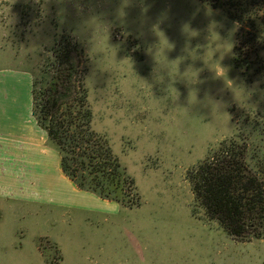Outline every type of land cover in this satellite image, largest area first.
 Instances as JSON below:
<instances>
[{"label":"rangeland","instance_id":"1","mask_svg":"<svg viewBox=\"0 0 264 264\" xmlns=\"http://www.w3.org/2000/svg\"><path fill=\"white\" fill-rule=\"evenodd\" d=\"M238 2L233 19L200 0H0V264H264V237L234 241L187 180L237 135L264 179V0ZM66 34L139 208L85 197L33 116V74Z\"/></svg>","mask_w":264,"mask_h":264},{"label":"trees","instance_id":"2","mask_svg":"<svg viewBox=\"0 0 264 264\" xmlns=\"http://www.w3.org/2000/svg\"><path fill=\"white\" fill-rule=\"evenodd\" d=\"M200 1L214 9L226 6L233 19L242 7L240 0ZM87 64L84 49L71 34L46 50L33 74V116L59 151L62 172L80 190L129 209L139 208L135 180L114 154L108 138L93 128ZM249 160L247 139L237 135L222 141L187 172L196 206L237 242L264 237V179Z\"/></svg>","mask_w":264,"mask_h":264},{"label":"crops","instance_id":"3","mask_svg":"<svg viewBox=\"0 0 264 264\" xmlns=\"http://www.w3.org/2000/svg\"><path fill=\"white\" fill-rule=\"evenodd\" d=\"M85 197H87L89 200L98 199V198H96V196L94 194H91V193L90 194H87ZM99 201L100 202H103L104 204H106L110 208H116L117 209V207H118V209H119V207H121V206H119V203L117 204V202L106 201V200H103V199H102V201L101 200H99ZM94 202H96V201L94 200ZM64 210H69V209H64ZM74 211H76V210H74ZM96 212L97 213H100V214H106V215H108L107 213H104V212H99V211H96ZM96 212L94 211V213H96Z\"/></svg>","mask_w":264,"mask_h":264}]
</instances>
